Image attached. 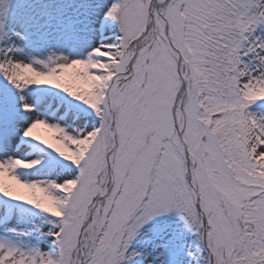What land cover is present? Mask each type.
<instances>
[{"label":"snow or ice","instance_id":"snow-or-ice-1","mask_svg":"<svg viewBox=\"0 0 264 264\" xmlns=\"http://www.w3.org/2000/svg\"><path fill=\"white\" fill-rule=\"evenodd\" d=\"M12 8L0 264H264V0Z\"/></svg>","mask_w":264,"mask_h":264},{"label":"rangeland","instance_id":"rangeland-1","mask_svg":"<svg viewBox=\"0 0 264 264\" xmlns=\"http://www.w3.org/2000/svg\"><path fill=\"white\" fill-rule=\"evenodd\" d=\"M77 3H87V0H76ZM28 3V0H13V8L12 13L10 15V19L18 16L24 15L28 9L26 8V4ZM11 27V25H10ZM52 102H57L55 98H53ZM62 103V102H57ZM7 209L5 207H0V214H5ZM191 243V241H189ZM191 264H197V261L195 257L190 258Z\"/></svg>","mask_w":264,"mask_h":264},{"label":"bare ground","instance_id":"bare-ground-1","mask_svg":"<svg viewBox=\"0 0 264 264\" xmlns=\"http://www.w3.org/2000/svg\"><path fill=\"white\" fill-rule=\"evenodd\" d=\"M50 114V113H49Z\"/></svg>","mask_w":264,"mask_h":264}]
</instances>
